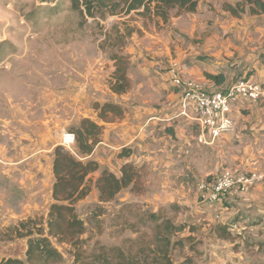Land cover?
I'll list each match as a JSON object with an SVG mask.
<instances>
[{
	"label": "rangeland",
	"instance_id": "obj_1",
	"mask_svg": "<svg viewBox=\"0 0 264 264\" xmlns=\"http://www.w3.org/2000/svg\"><path fill=\"white\" fill-rule=\"evenodd\" d=\"M238 20H242V17ZM255 24L256 22L253 23ZM153 27V23H146L144 27L135 12L127 16L108 17L106 20L97 18L92 21L87 17L82 18L79 12L72 8L70 0L46 3L39 0H0V29L6 30L5 37L4 34L0 35V123L3 121L0 124V143L14 138L13 134H19L23 127L16 123L18 127L5 129L3 119L8 118L13 112L26 110L25 100L34 106V110L38 109L35 107L37 96L20 94L23 82H33L36 85L37 79L43 78L46 84L54 83L56 77L53 75L58 72L62 74L57 78L63 88L70 87V83L77 81L72 74L100 75L95 83L98 100L92 105L97 112V118L98 107L104 103L117 105L123 112L138 105L156 108L171 104L169 101V96L173 92L171 87L167 91L150 88L156 85V80L150 79L149 76L140 78L136 62L131 65L132 59L138 56L141 67L147 66L146 60H150L151 52L148 35ZM155 29L159 31L161 28ZM230 35L228 36L232 37ZM233 39L225 37L220 41L223 47H227L228 43L236 45L238 49L232 50L234 51L232 59L237 53L242 52ZM115 55L126 59L125 72L129 87L121 94L112 92L109 87L117 67L113 59ZM21 58L26 60L20 63ZM250 74H238L226 88L241 78H248ZM163 82L168 84L166 81ZM226 88L217 90L222 91ZM176 113L173 112L170 123L177 121ZM241 114L245 118L248 116L247 111ZM121 116L109 113L106 114L105 120L98 118V121L112 122ZM253 119L255 117L250 118ZM189 121L192 123V134L197 142L199 129L194 121ZM79 123L54 131L52 138L56 139L59 147L62 135L66 132L74 133L73 130ZM25 129L29 130L26 126ZM175 133L178 134V130ZM182 134L187 136V131L183 128L179 135ZM217 141L209 146L199 144L203 148L206 147L203 152L196 148L194 141L191 147H186L184 149L186 152L180 155L183 163L187 165L183 172L190 174L195 194L192 195L191 191L188 208L173 209L168 206L158 211L174 225L185 227L170 238L172 244L179 242L169 248L170 259L174 264H208L209 254H216L215 259L222 264H264V179L256 183L248 195L236 196L218 208L201 204L198 188L200 184L210 182L222 168L238 165L240 161H242L240 165L245 166L243 172L263 171L261 173L264 174L263 144L253 146L255 157L251 159L244 153L248 144L244 146L243 140V143L227 144L222 149L218 147ZM73 151L76 153V142ZM116 157L118 158L115 153L111 155L110 170L117 173L122 160L119 158L117 160ZM134 166L137 173L134 190L127 188L113 201L105 204H98L91 199L86 201L85 198L76 203V211L86 228L80 237L84 241L83 248L86 251L94 246H105L119 247L125 252L136 254L140 248L149 247L153 243L155 228L147 221L150 209L138 202V196L147 194L143 185L149 179V173L144 167ZM96 173L100 175V171L94 174ZM94 174L88 177L90 192L95 189L94 183L99 177L96 178ZM49 186L50 181L45 180L40 193L37 194L38 199L28 202V205L29 203L37 205L32 207L33 209L24 205L26 202L21 200L20 192H17L15 187L9 193L2 192L3 189L0 188V259L25 260L28 238H17L14 228L30 219L45 224L52 202V197L49 196L52 189ZM190 233L191 236H187ZM53 244L62 254L61 262L55 264H73L70 246L54 241Z\"/></svg>",
	"mask_w": 264,
	"mask_h": 264
},
{
	"label": "crops",
	"instance_id": "obj_2",
	"mask_svg": "<svg viewBox=\"0 0 264 264\" xmlns=\"http://www.w3.org/2000/svg\"><path fill=\"white\" fill-rule=\"evenodd\" d=\"M235 1L199 0L195 12L179 15L173 12L167 24L161 29L153 23L154 29L148 35L151 52L150 60H146L147 66L141 67L138 56L132 59L131 65L136 62L140 78L149 76L150 79L156 80V85L150 88H155L156 91H167L170 87L173 89L169 96L171 102L169 105L156 108L138 105L124 110L122 116L112 122L101 123L98 121L97 112L92 108L93 103L98 100L95 83L100 75L72 74L77 81L70 83V87L64 88L57 78L62 76L60 72L53 75L56 77L54 83L46 84L43 78H38L36 85L24 81L20 94L37 96L35 107L38 109L34 110V106L25 100L26 110L13 112L8 118L3 119L6 124L3 126L5 129L18 127L16 123L23 127L19 134H13L14 138L0 143L2 192H12L15 187L17 192H20L21 200H25L26 207H37L35 203L28 205V202L38 199L37 194L40 193L45 180L50 181V189L53 185V151L58 146L56 139L52 138L54 131L66 126L78 125L83 119H90L98 125L101 124L103 130L100 142L86 159L95 161L100 168L110 170L111 155L115 153L118 156L121 149L127 148L130 150V155L122 158L121 164L138 165L149 173V179L143 185L147 194L138 196V202L145 204L144 206L150 209L149 213L157 214L162 207L168 206L173 209L190 207V193L192 191V195L195 194L193 182L190 181V174L183 172V168L187 165L183 163L180 155L196 140L192 134L190 119L179 117L176 118L177 121L170 123L173 112L179 110L178 105L183 93L181 89L170 83L168 69L172 63L177 64L183 79L194 81L209 92L219 91L217 88H226L238 74L246 73H251L247 79L264 86V24H262L264 16L243 15L242 20H238L223 11V3L233 4ZM255 22L256 24L253 25ZM5 33L6 30L2 28L0 35L4 34L5 37ZM230 34L242 51L237 53L234 59H232L234 56L232 50L238 49L236 45L228 43L227 47H223L220 42L225 37L232 38L228 36ZM25 60L21 58L20 63ZM206 74H221L224 81L217 84L206 79ZM231 110L233 130L220 137L217 145L222 149L227 144L244 142L245 146L247 143L248 147L244 153L252 159L255 157L253 146L263 144L264 151V98L256 104L239 101ZM245 111L248 112L246 118L241 114ZM251 117L255 119L250 120ZM2 123L3 121L0 124ZM182 128L187 131V136L179 135ZM177 130L178 134L175 133ZM197 142L196 148L201 152L205 151L206 147L203 148ZM239 163L242 164V161ZM240 164L226 167L243 172L245 166ZM95 176L97 178L99 173ZM250 189L231 191L214 207L218 208L236 196L248 195ZM49 196L51 197V191ZM97 197L98 192L94 189L85 199L101 204L97 201ZM194 197L196 198V195ZM48 198L47 196L46 199ZM27 212L29 213V210ZM187 236H191V233ZM215 256L216 254H209L208 264H222L218 263Z\"/></svg>",
	"mask_w": 264,
	"mask_h": 264
},
{
	"label": "trees",
	"instance_id": "obj_3",
	"mask_svg": "<svg viewBox=\"0 0 264 264\" xmlns=\"http://www.w3.org/2000/svg\"><path fill=\"white\" fill-rule=\"evenodd\" d=\"M41 3L54 0H39ZM72 8L79 12L82 18L95 21L97 18L106 20L108 17L127 16L132 12L142 20V25L154 23L158 28L167 24L173 12L190 14L196 11L199 0H70ZM222 9L234 18L243 15L264 16V0H236L233 4L223 3ZM162 24V25H160ZM129 34V32H128ZM117 63L113 73V81L109 83L114 93H125L129 87L126 76V59L114 56ZM206 79L221 84L224 79L221 74H206ZM99 108L98 118L106 119V114L122 115L123 111L117 105L104 103ZM103 127L90 119H83L73 130L75 134V155L56 147L53 151V185L52 202L48 208L45 224L34 220L21 222L14 228L17 238H28L25 260L5 258L0 264H55L62 260V254L54 246L69 245L73 264H174L169 256V248L177 245L171 242V237L181 232L184 225H174L170 219L163 218L160 213L148 212V220L154 225L153 243L149 247L140 248L136 254L125 252L119 247L94 246L86 251L84 241L80 238L86 231L84 222L76 211V203L86 198L90 192L88 177L100 171L94 183L98 192L97 201L109 203L123 190H134L137 180L136 168L131 163L120 165L119 173L100 169L99 165L86 159L100 141ZM129 149H122L118 158H127ZM153 245V247H152ZM183 264V263H179Z\"/></svg>",
	"mask_w": 264,
	"mask_h": 264
},
{
	"label": "built area",
	"instance_id": "obj_4",
	"mask_svg": "<svg viewBox=\"0 0 264 264\" xmlns=\"http://www.w3.org/2000/svg\"><path fill=\"white\" fill-rule=\"evenodd\" d=\"M168 75L172 86L183 93L175 118L186 117L194 121L199 129L198 142L202 145H212L233 130L231 109L239 101L256 104L264 98V86L247 78L237 80L225 90L209 92L196 82L183 79L175 63L170 65ZM75 140L74 133L66 132L59 145L75 154ZM263 179V173H243L222 168L210 182L199 185V201L205 206L214 207L231 191H247Z\"/></svg>",
	"mask_w": 264,
	"mask_h": 264
}]
</instances>
